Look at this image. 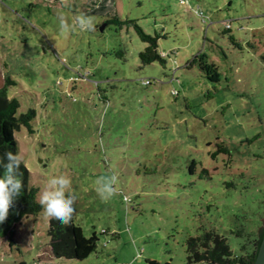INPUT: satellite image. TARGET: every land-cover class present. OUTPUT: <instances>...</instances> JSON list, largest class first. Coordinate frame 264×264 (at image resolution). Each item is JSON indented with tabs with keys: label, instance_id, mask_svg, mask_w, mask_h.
Returning <instances> with one entry per match:
<instances>
[{
	"label": "rangeland",
	"instance_id": "obj_1",
	"mask_svg": "<svg viewBox=\"0 0 264 264\" xmlns=\"http://www.w3.org/2000/svg\"><path fill=\"white\" fill-rule=\"evenodd\" d=\"M130 21L160 36L165 65L141 64ZM198 55L218 83L186 67ZM4 77L16 117L35 112L32 132L14 136L36 201L49 179H69L79 236L97 243L81 260L55 258L41 210L15 226L13 246L0 239V264H186L185 241L202 230L235 255L258 235L264 0H0V88ZM113 174L104 201L95 181Z\"/></svg>",
	"mask_w": 264,
	"mask_h": 264
},
{
	"label": "trees",
	"instance_id": "obj_2",
	"mask_svg": "<svg viewBox=\"0 0 264 264\" xmlns=\"http://www.w3.org/2000/svg\"><path fill=\"white\" fill-rule=\"evenodd\" d=\"M130 23L133 24L140 41L146 44L145 49L139 54L141 64L145 66L157 62L165 65L164 58L167 55L162 56L158 52L157 42L160 36H150L135 21H130ZM186 67H196L210 82H219L218 68L213 63L208 62L204 56H196ZM15 85V82L10 80L9 77H4V85L0 88V156H5L9 151L14 154L18 153V143L14 134L20 126H25L30 133L32 132L30 122L35 117V112L30 110L28 113L16 117L19 103L15 98H9L7 95L8 89ZM221 152L227 153L228 151L224 147H220L215 154L211 155L212 158H215L216 154ZM5 163H7L6 159ZM194 164L192 162L191 166L193 167ZM21 170L23 172V190L9 209L6 220L0 223V239H7L10 246L14 244L15 226L29 216H36L42 210L36 201L37 189L29 186L30 173L23 163L21 164ZM3 172L4 169L0 168V175H3ZM202 173L207 175L206 170H203ZM263 232L264 228L253 240L241 247L240 255H235L224 237L213 230H202L199 236L189 237L185 241L186 264H253ZM47 234L50 239L51 254L57 259L81 260L84 255L96 249V236L93 235L88 241L80 238L79 230L73 219L68 224L50 220Z\"/></svg>",
	"mask_w": 264,
	"mask_h": 264
},
{
	"label": "clouds",
	"instance_id": "obj_3",
	"mask_svg": "<svg viewBox=\"0 0 264 264\" xmlns=\"http://www.w3.org/2000/svg\"><path fill=\"white\" fill-rule=\"evenodd\" d=\"M76 23L81 30L88 32L93 30L92 21L85 13H81L77 17ZM60 27L62 32L73 30L63 20H61ZM5 159L7 163H5ZM21 164L22 159L18 153L14 154L9 151L5 156H0V168L4 169L3 175H0V223L6 220L9 209L23 190ZM117 180L118 177L115 174L110 177L97 178L95 191L102 200L107 201L113 197ZM77 199L78 197L72 189L70 180L64 176H59L47 181L45 188L39 195L38 205L42 209L45 218L68 224L76 212L74 205Z\"/></svg>",
	"mask_w": 264,
	"mask_h": 264
},
{
	"label": "water",
	"instance_id": "obj_4",
	"mask_svg": "<svg viewBox=\"0 0 264 264\" xmlns=\"http://www.w3.org/2000/svg\"><path fill=\"white\" fill-rule=\"evenodd\" d=\"M260 222H261V227L258 233L264 228V216ZM253 264H264V232H263V237H262L259 249H258L256 259Z\"/></svg>",
	"mask_w": 264,
	"mask_h": 264
},
{
	"label": "built area",
	"instance_id": "obj_5",
	"mask_svg": "<svg viewBox=\"0 0 264 264\" xmlns=\"http://www.w3.org/2000/svg\"><path fill=\"white\" fill-rule=\"evenodd\" d=\"M180 3L181 4H184L185 3V0H180ZM145 84H148V82H146Z\"/></svg>",
	"mask_w": 264,
	"mask_h": 264
},
{
	"label": "crops",
	"instance_id": "obj_6",
	"mask_svg": "<svg viewBox=\"0 0 264 264\" xmlns=\"http://www.w3.org/2000/svg\"><path fill=\"white\" fill-rule=\"evenodd\" d=\"M164 54H165L164 52H161V53H160V55H162V56H163Z\"/></svg>",
	"mask_w": 264,
	"mask_h": 264
}]
</instances>
